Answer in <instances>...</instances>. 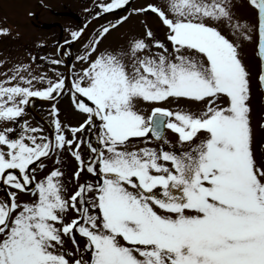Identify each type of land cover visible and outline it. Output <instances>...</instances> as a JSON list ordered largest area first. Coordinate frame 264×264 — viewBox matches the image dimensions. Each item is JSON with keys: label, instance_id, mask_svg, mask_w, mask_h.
<instances>
[{"label": "snow or ice", "instance_id": "1", "mask_svg": "<svg viewBox=\"0 0 264 264\" xmlns=\"http://www.w3.org/2000/svg\"><path fill=\"white\" fill-rule=\"evenodd\" d=\"M247 2L255 23L234 0H100L92 19H114L86 43L92 19L71 31L76 71L0 73V264H264V154L242 56L255 42L264 89V0ZM134 15L141 34L104 43ZM34 98L49 104L48 132L24 119Z\"/></svg>", "mask_w": 264, "mask_h": 264}, {"label": "rangeland", "instance_id": "2", "mask_svg": "<svg viewBox=\"0 0 264 264\" xmlns=\"http://www.w3.org/2000/svg\"><path fill=\"white\" fill-rule=\"evenodd\" d=\"M99 2L100 0H0V28L8 27L10 29L9 35H0V73L6 72L19 64H30L34 74L53 75L51 72L52 68H56L57 70L60 68L61 73H64L61 69V64L52 65L49 62L51 59H61L59 54L56 53L55 48L50 44L58 40L60 29L58 27H53L40 30L35 25L60 22L59 24L62 27V31L63 27L65 28L61 39H68L70 38L71 31L83 27L86 22L94 17L96 10L95 5ZM137 3L141 2L138 1ZM234 3L236 5L235 12L237 15L255 23V11L249 6L247 0H234ZM62 11L72 12L74 15L69 18L56 13ZM31 13L34 14L33 17H29ZM35 16H39V19ZM107 19H114V17H107L94 24L89 30V32H91L87 33L84 40L85 43L101 24L107 22ZM142 32L143 26L140 23V19L132 17L122 28L113 32L104 43L115 47L122 44L130 34L135 33L139 35ZM82 51L83 45L81 43L76 44L72 49L76 61L75 68L77 69L80 67L81 61L76 57L82 54ZM255 53V42L246 44L242 50L244 62L251 70L253 78L251 97L252 125L255 140L254 146L257 151V156L259 157L261 154H264V128L260 127V124L264 122V98L262 89L256 83L259 61ZM73 55L70 50L67 49L64 56L65 60L68 61V58L72 59ZM32 57H36L37 59L33 61ZM4 78V76L0 75V80ZM34 83H36V87L41 86L38 82ZM58 106L62 110L63 120L73 125L82 121L83 117L73 111L68 95H65V97L59 101ZM180 106L185 105L181 104ZM173 107H176V105H173ZM26 112L27 115L24 119L28 120L31 126H43L46 132L50 131L49 127L45 126L41 120V118H43L48 122L49 104L41 102L34 103L32 109L29 110V108H27ZM85 155H87L86 152ZM48 163L51 164L52 161H48ZM74 167L75 162L69 158L68 170L71 171ZM24 198L26 199L27 197ZM81 243H83V241H81Z\"/></svg>", "mask_w": 264, "mask_h": 264}, {"label": "flooded vegetation", "instance_id": "3", "mask_svg": "<svg viewBox=\"0 0 264 264\" xmlns=\"http://www.w3.org/2000/svg\"><path fill=\"white\" fill-rule=\"evenodd\" d=\"M56 13H58V15H62V16H64L63 14H65V13H70V12H64V11H62V12H56ZM31 16H34V14L31 13ZM35 17H37V18L39 19V16H35ZM139 19L141 20L142 17H140ZM37 22H39V21H37ZM149 22L152 23V24H155V23H156L154 20H153V21H149ZM52 23H54V24H59L60 22H52ZM41 25H42V24H41ZM41 25H35V26H36L38 29L41 30V28H40ZM57 26H58V25H57ZM58 28L60 29V34H59V38H58V40H57L55 43H50L52 47L54 46V47L57 49V51H59V49L61 48V45H62L63 43H65V41H64L63 39H61L62 36H63V33H64V31H65V28L63 27V31H62V27H61L60 25L58 26ZM44 46H46V45H44Z\"/></svg>", "mask_w": 264, "mask_h": 264}]
</instances>
